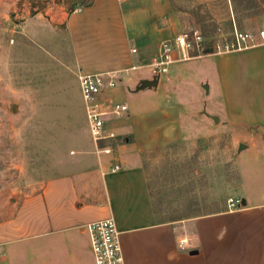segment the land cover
Listing matches in <instances>:
<instances>
[{
  "label": "crops",
  "instance_id": "obj_1",
  "mask_svg": "<svg viewBox=\"0 0 264 264\" xmlns=\"http://www.w3.org/2000/svg\"><path fill=\"white\" fill-rule=\"evenodd\" d=\"M54 13L72 54L67 70L78 81L81 72L115 75L107 96L129 110L107 119L114 138L96 142L90 131L71 129L70 148L57 146V174L0 195V264H95L85 225L107 217L120 231L126 264H264V198L240 197L233 208L187 218L192 239L178 233L182 219L156 209L146 164L150 152L182 143L195 129L189 125L205 120L204 109L179 89L183 77L176 78L205 55L221 56L216 73L227 103L226 113L211 117L264 126V45L207 50L171 64L157 86L140 88L154 79L147 63L161 42L182 31L170 0H86Z\"/></svg>",
  "mask_w": 264,
  "mask_h": 264
},
{
  "label": "rangeland",
  "instance_id": "obj_2",
  "mask_svg": "<svg viewBox=\"0 0 264 264\" xmlns=\"http://www.w3.org/2000/svg\"><path fill=\"white\" fill-rule=\"evenodd\" d=\"M85 1L0 0V195L57 174V146L72 145L65 134L90 131L80 83L67 70L72 54L51 18ZM252 1L250 10L240 5L235 13L233 0H170L182 31L198 28L207 41L228 35L234 24L264 27V0ZM220 57L189 61V73L176 75L205 120L190 124L195 129L182 143L150 152L146 163L156 209L163 218L182 219L178 233L192 239L194 225L187 218L225 209L231 197L264 198V126L223 125L211 117L227 110L216 73Z\"/></svg>",
  "mask_w": 264,
  "mask_h": 264
},
{
  "label": "built area",
  "instance_id": "obj_3",
  "mask_svg": "<svg viewBox=\"0 0 264 264\" xmlns=\"http://www.w3.org/2000/svg\"><path fill=\"white\" fill-rule=\"evenodd\" d=\"M258 44H264V27L254 31L241 29L234 24L228 35H218L209 41L200 29L193 28L180 31L172 39L161 42L147 65L154 78L160 80L169 72L171 64L176 61L190 59L207 50L220 53L241 50ZM78 79L92 138L96 142L114 138L115 132L106 129L107 119L120 118L129 110L128 103L107 96V92L117 86V77L110 73L81 72ZM100 149H103L105 153L111 152L108 146ZM119 168L120 165L117 163L111 167V170L115 171ZM241 203L240 197L228 199L229 208ZM85 227L90 235L95 264H126L120 231L113 217L89 222Z\"/></svg>",
  "mask_w": 264,
  "mask_h": 264
},
{
  "label": "trees",
  "instance_id": "obj_4",
  "mask_svg": "<svg viewBox=\"0 0 264 264\" xmlns=\"http://www.w3.org/2000/svg\"><path fill=\"white\" fill-rule=\"evenodd\" d=\"M233 3L235 5L234 9H236L235 13L240 5L244 10H250L252 7H254V2L252 0H233ZM232 28L233 26L231 25V29Z\"/></svg>",
  "mask_w": 264,
  "mask_h": 264
},
{
  "label": "water",
  "instance_id": "obj_5",
  "mask_svg": "<svg viewBox=\"0 0 264 264\" xmlns=\"http://www.w3.org/2000/svg\"><path fill=\"white\" fill-rule=\"evenodd\" d=\"M158 83H159V79L158 78L150 79V80H147V81L143 82L140 85V88H145L147 86H157Z\"/></svg>",
  "mask_w": 264,
  "mask_h": 264
}]
</instances>
